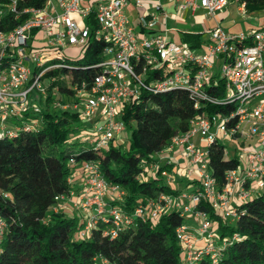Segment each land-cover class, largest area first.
<instances>
[{"label": "built area", "instance_id": "1", "mask_svg": "<svg viewBox=\"0 0 264 264\" xmlns=\"http://www.w3.org/2000/svg\"><path fill=\"white\" fill-rule=\"evenodd\" d=\"M22 1L0 2V21L10 18L19 22L11 30H0V138L14 136L15 128L19 129L16 122L24 125L25 131L35 129L37 122L30 117L25 120V115L40 113L37 101L47 96L56 79L47 78L46 74L68 64L64 58L69 55L68 50L75 51L73 56L83 55L89 39L104 44L103 58L97 65L99 73L89 86L72 87L69 103L55 100L52 105L79 114L81 125L91 130L90 137H84L86 143L95 150L108 148L113 140H119L125 131V105L138 101L144 92L178 88L186 90L195 101L237 104L236 111L227 118L211 115L193 119L189 130L172 138L165 148L180 150L189 192L138 199L133 211L126 212L117 205L123 201L124 191L109 185L96 163L70 160L72 174L67 182L73 185L76 181L80 189L56 197L59 207L54 208L55 212L76 211L82 239L100 224H106L103 234L114 239L137 220L145 222L172 208L179 209L180 216L193 223L182 224L176 230L182 259L187 264H198L203 257H209L216 263L228 242L216 240L207 214L197 206L206 201L223 218L234 220L238 217L236 206L264 190V25L232 33L217 24L196 51L188 43L168 37L169 22L199 9L212 18L230 1L238 2L237 11L246 15L245 3L47 0L45 7L34 8L20 7ZM167 3L173 6L172 11L165 9ZM128 7L136 12V26L128 19ZM261 12L264 14V10ZM35 42L40 45L34 46ZM27 63L33 65V70ZM213 77L224 81L225 97L221 101L206 91ZM232 119L235 123L228 128ZM195 139L199 141L196 143ZM225 140L245 150L234 148L237 167L226 173L224 185L218 188L208 171L207 148L216 141L224 144ZM155 157L157 161L144 172L153 175L159 166H171L170 171L160 172L170 186L179 174V160L171 156L158 158V154ZM5 230L6 223L0 218V246Z\"/></svg>", "mask_w": 264, "mask_h": 264}, {"label": "trees", "instance_id": "2", "mask_svg": "<svg viewBox=\"0 0 264 264\" xmlns=\"http://www.w3.org/2000/svg\"><path fill=\"white\" fill-rule=\"evenodd\" d=\"M240 2L245 3L247 11L264 10V0ZM46 3L47 0H23L20 7L43 8ZM17 24L5 18L0 21V30H11ZM184 41L200 44L199 35L193 33L184 34ZM103 49V43L89 39L81 58L49 71L45 77L56 79L47 96L37 101L40 113L25 115L37 122L35 129L25 131L24 125L16 122L19 129L15 128V135L0 138V218L6 223L0 264H187L182 259L176 230L182 224L193 223L181 217L179 209L172 208L145 222L137 220L114 239L103 234L106 224L98 225L82 239L77 213L68 215L60 209L55 212L54 208L59 207L56 197L69 195L74 189L67 182L72 174L70 160L96 163L104 180L124 191V199L117 205L126 212L133 211L138 199H157L161 194L177 196L183 191L171 188L160 176L163 169L170 171L171 166L163 164L153 175L144 170L157 161L155 156L169 146L172 138L189 130L193 119L211 115L227 118L236 111L237 104L195 101L186 90L178 88L144 92L138 101L124 107L122 119L125 130L130 132L129 147L124 149L119 140H113L108 148L95 150L79 134L85 129L79 114L52 103H69L72 87L89 86L99 73L97 65L102 61ZM206 91L221 101L225 97L223 79L213 77ZM234 123L232 119L227 127ZM66 144H79L80 150H57ZM207 153L208 171L221 188L226 173L237 167V155L235 151L230 154L220 141L209 145ZM188 185L189 181H185ZM236 208L238 217L230 220L216 213L206 201L197 206L207 214L216 240L228 242L216 263L203 257L198 264H264V190Z\"/></svg>", "mask_w": 264, "mask_h": 264}, {"label": "rangeland", "instance_id": "3", "mask_svg": "<svg viewBox=\"0 0 264 264\" xmlns=\"http://www.w3.org/2000/svg\"><path fill=\"white\" fill-rule=\"evenodd\" d=\"M239 3L238 2H229V5L227 7V11H225V17L223 18V20L221 21L220 26L225 29V30H235V29H239L240 32H247L249 29L251 28H255L257 26L262 25V22H264V14H262L261 11H247L246 15H242L241 13H239L237 11ZM129 16L130 19L132 21V23H134V13L133 12H129ZM185 20V23H183V21ZM181 20V17H178L177 20L175 22H169L168 26H169V31L167 32L168 37L171 40H175L176 41V33H177V29L185 31L186 29L190 28V25L193 21L192 19H184ZM40 36V35H38ZM203 42H206L209 39V35L207 33L204 34L203 36ZM40 44H37L36 42L34 43V46H39ZM67 52H69V55H64V58L67 62H73L75 60H78L79 58L82 57V55H77V56H73L75 54V51L73 50H68ZM30 66V69L33 70V65L30 63H27ZM215 69L218 71V66H215ZM216 71V72H217ZM80 125H78L79 127ZM80 136H84V137H90L91 135V130L86 128V129H82V131L79 133ZM119 144H121L123 146L124 149H127L129 147L130 144V132L128 130H125L119 137ZM224 145L226 146V150H228V152L231 154L234 151V148L236 147L239 151H243L245 150V147L239 146L233 142H230L228 140L224 141ZM70 150L73 152L79 151L80 150V145L79 144H66L63 145L59 148H57V150ZM177 179H179L180 181H186L187 178L186 176L182 173L179 172ZM173 188V187H172ZM189 191V190H188ZM61 210V209H60ZM60 210H57V212H59ZM64 211L65 213H67L68 215L71 214L72 210L66 209V210H61ZM76 214V211H73Z\"/></svg>", "mask_w": 264, "mask_h": 264}, {"label": "crops", "instance_id": "4", "mask_svg": "<svg viewBox=\"0 0 264 264\" xmlns=\"http://www.w3.org/2000/svg\"><path fill=\"white\" fill-rule=\"evenodd\" d=\"M233 2V1H232ZM234 3V2H233ZM229 5V4H228ZM228 5L220 12L217 13L214 17L210 18L207 17L204 13V11L202 9L197 10L195 13L191 14V12H185L184 14H182L181 16V20L184 19H192L193 21L190 25V28L186 29L185 31L179 30L177 29V33H176V41L179 42H185L184 41V34L186 33H193V35H199V42L200 44L204 41L203 36L205 33H207L211 28H213L215 25L217 24H221V21L223 20V18L225 17V11H227V7ZM165 9H167L168 11H172L173 6L170 4H166L164 5ZM129 12H133L134 13V23H132L130 16H129ZM126 14L128 16V19L130 21V23L132 25L136 26V12L133 8L128 7L126 10ZM183 23H185V20L183 21ZM262 25H264V22H262ZM229 32L232 33H238L240 32L239 29H235V30H228ZM175 41V40H174ZM199 44V46H200ZM190 47L195 49L196 51H199V46H195L196 44L193 43H189ZM199 140L195 139V142L197 143ZM165 156H171L174 159L179 160V165L177 166V172H182L184 163L181 160V152L179 149H164L162 152H160L158 154V158L159 157H165ZM163 164V163H161ZM171 188L173 187V189H178V190H182L183 192H189L190 189L189 187L185 186V181H180L179 179H177L173 184L170 185ZM74 189H80V186L78 185V183L75 181L73 184ZM189 190V191H188ZM191 225V224H190Z\"/></svg>", "mask_w": 264, "mask_h": 264}]
</instances>
